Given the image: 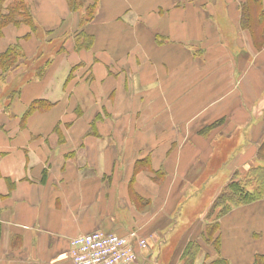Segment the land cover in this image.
I'll list each match as a JSON object with an SVG mask.
<instances>
[{"label": "crops", "instance_id": "obj_1", "mask_svg": "<svg viewBox=\"0 0 264 264\" xmlns=\"http://www.w3.org/2000/svg\"><path fill=\"white\" fill-rule=\"evenodd\" d=\"M224 1L100 0L85 27L92 45L76 49L72 37L46 87L23 86L21 104L0 109V264H74L70 239L94 230L137 231L159 247L180 235L178 264L201 238L217 194L264 164V47L241 26L244 0ZM36 7L45 29L79 28L67 0ZM28 28L7 26L0 53ZM31 91L52 106L25 117ZM262 209L264 199L219 220L221 254L234 264L239 228L227 220L243 214L253 256L264 253ZM151 263L149 250L134 264Z\"/></svg>", "mask_w": 264, "mask_h": 264}, {"label": "trees", "instance_id": "obj_2", "mask_svg": "<svg viewBox=\"0 0 264 264\" xmlns=\"http://www.w3.org/2000/svg\"><path fill=\"white\" fill-rule=\"evenodd\" d=\"M7 0H0V37L4 35V30L9 25H26L30 28L24 36L25 39L36 34H42L40 27L34 19V13L27 0H12L5 7ZM100 0H89L87 7L81 0H67L69 9L80 12L79 28L76 30L75 48H89L93 43L94 35L89 34L85 27L96 18V11ZM264 0H244L241 4V26L250 32L257 48L264 47ZM45 34V33H44ZM64 49V45L61 44ZM33 58V57H32ZM30 59L26 54L20 40L9 46L0 53V78L6 77V72L16 66L21 60ZM50 63L51 59L45 60ZM76 67V66H75ZM73 67V68H75ZM42 68V67H41ZM43 74V69H40ZM19 89L15 87L14 94H19ZM52 103L43 99L33 101L28 107L25 117L40 107H49ZM262 154V155H261ZM259 159H264V141L259 145ZM264 199V164L251 166L244 174L235 173L228 184L217 194L212 207L209 210V219L202 231L200 239L190 240L184 249L178 264H195L199 254L202 253L205 244L210 245V249L205 251L203 264H232L229 259L221 254L222 239L220 234H216L220 227L219 220L228 214L234 207L258 202ZM213 223V224H210ZM211 226V227H210ZM252 264H264V253H256Z\"/></svg>", "mask_w": 264, "mask_h": 264}, {"label": "rangeland", "instance_id": "obj_3", "mask_svg": "<svg viewBox=\"0 0 264 264\" xmlns=\"http://www.w3.org/2000/svg\"><path fill=\"white\" fill-rule=\"evenodd\" d=\"M81 1H83L85 3L84 6L87 7V3L89 2V0H81ZM167 1H168V4L171 5L172 2L176 3L177 1H180V0H167ZM223 1L218 0L216 2V0H191V2H187V3L199 4V5H201V7L204 8L203 3L204 4L217 3L216 6H219V5L223 4ZM11 2H12V0H7V2L5 3V7H6V5L10 4ZM27 3L31 6L32 12H34L33 10L34 9L36 10V8H37L36 5L39 3V0H27ZM224 3H227L226 0L224 1ZM182 4H185V3H182ZM70 12L71 13L69 15H75V17L78 15L79 21H80L81 15H80V12L78 10L72 11L70 9ZM214 18L216 20H218V17L215 14H214ZM12 26L20 27L22 25H19V26L12 25ZM39 27H40V31L42 30V34L33 35L32 40L31 39L26 40L24 37L18 38L20 40L26 54L28 55V57L30 59H27L26 61L21 60V62L17 63L15 67H13L12 69H9L6 72L5 78H0V86H1V89H0V109H3V111L5 109V111L8 112L12 108V106L16 100H18L19 104H21V98L20 97L22 95L21 92H22L23 86L25 87L26 85L32 84L33 82L42 81L43 82L41 84L42 88L46 87L47 81L49 79V76H47V73H49V71H53V73L55 75L57 73V70H55V69L59 68L61 66V62L64 59H67L69 56V52H70V51H68L69 46H71V49L73 50V47H74L73 46V38H72L73 32L64 31L63 29L60 32H58L57 29L48 30V29L43 28L40 25H39ZM29 30H30V28H28L27 33L29 32ZM22 40H24V41H22ZM61 44L64 45V49L61 48ZM11 45L12 44H10L9 46H11ZM66 48H67V50H66ZM72 50H71V52H72ZM64 53H67V56L58 61L59 57L61 55H63ZM47 59H51V62L50 63L46 62V64H44L45 60H47ZM70 64L72 65L73 63L71 61H69V65L66 64V67H70ZM75 65H77L76 67H78L79 64H75ZM40 69H43V72H42L43 74H40V72H41ZM72 69H74V68H72ZM15 87H17L19 89V92H20L17 95L14 94ZM42 88H40V89H42ZM42 90H41V92H42ZM37 92L38 91H31V92H25V94H26V96L37 95L36 98L39 99L41 97V92L39 94ZM32 100H33V98L29 99L24 104L22 109H20L16 112V116L21 117L23 112L26 110L28 104ZM25 114H26V112H25ZM25 114H24V116H25ZM208 214H209V212H208ZM258 214L261 216L262 221H263V217H264L263 209L261 211H259ZM206 220L207 221L211 220L210 222L213 221L212 217H210V219H206ZM244 220H245V218H244L243 214L235 215V216L229 218V220H227L230 223L231 229L233 232L236 231L235 228L233 227V225H235L236 227L239 228V237H237V241H236L237 243H232L231 247H229L231 249V251L236 252L235 264H252L253 257L255 256V255L253 256V253H254L253 247H255V246L251 245L250 242L246 241L247 240L246 229H249V228L247 227ZM210 224H213V223H210ZM229 231L230 230L228 229V227H226L225 232H229ZM90 232H92V231H90ZM87 233H89V232H87ZM83 234H85V233H83ZM78 235H81V234H78ZM78 235H76L70 239V253H71L72 240L75 237H77ZM141 236L145 237L149 242V249H147L146 252H148L150 250L151 257L153 259V263H151V264H171V263L174 264V261L172 262L171 258H173V251L176 248L175 243L178 242L180 235H178L177 237L174 236L173 238L172 237L168 238V240H166L165 243H163L164 247L163 246L159 247V245H158V243L161 242V239H158V242H156L154 244L151 241L152 238L147 237V236L142 235V234H141ZM254 236H255V238H253V240L259 239V238H257V236H258L257 234H255ZM229 239L234 241L230 237H229ZM249 241H251V240H249ZM209 247H210V245L205 244V247L203 248V253H205L206 250L210 249ZM229 255L231 256V253ZM229 261H230V263L234 264V261L232 258Z\"/></svg>", "mask_w": 264, "mask_h": 264}, {"label": "built area", "instance_id": "obj_4", "mask_svg": "<svg viewBox=\"0 0 264 264\" xmlns=\"http://www.w3.org/2000/svg\"><path fill=\"white\" fill-rule=\"evenodd\" d=\"M148 240L137 231L125 235L94 230L72 240L71 256L75 264H134Z\"/></svg>", "mask_w": 264, "mask_h": 264}]
</instances>
